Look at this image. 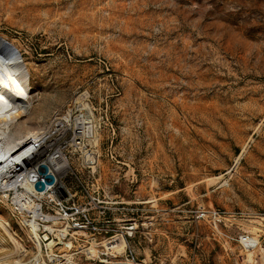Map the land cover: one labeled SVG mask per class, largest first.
<instances>
[{"label": "rangeland", "instance_id": "obj_1", "mask_svg": "<svg viewBox=\"0 0 264 264\" xmlns=\"http://www.w3.org/2000/svg\"><path fill=\"white\" fill-rule=\"evenodd\" d=\"M6 78L34 95L11 135L92 120L76 196L42 201L86 234L76 264H244L245 234L264 256V0H0Z\"/></svg>", "mask_w": 264, "mask_h": 264}, {"label": "bare ground", "instance_id": "obj_2", "mask_svg": "<svg viewBox=\"0 0 264 264\" xmlns=\"http://www.w3.org/2000/svg\"><path fill=\"white\" fill-rule=\"evenodd\" d=\"M5 80H9L3 85L7 87L0 88V198L8 199L11 195L10 210L18 216L19 225L25 231L29 244L23 243L13 231L9 219L0 213V264H76L73 258L74 244L72 242L66 244L64 241L68 236L77 241L79 237H86V234L73 231L68 221H65V227L59 228L57 221L63 218L60 211L56 210L55 215H49L44 212L42 205V201L47 198L52 203H62L60 199L66 202L71 196L64 182L66 165L59 161L56 152H50L56 148L57 139L51 138L48 143L51 131L38 134L31 131L32 129L26 130L23 134L20 131L21 134H16L17 136L11 135L15 123L29 114L34 103V95L18 94L21 90L18 88V80L10 78ZM71 115L72 112H68L62 118L67 125L59 119L56 126H69L75 136L82 134L93 139V131L89 129L92 120L87 117L86 120L78 118L80 121L74 122L70 119ZM92 154L91 148L85 150L87 163L93 160ZM41 164L48 167L49 173L54 177V184L46 187L44 192H36L33 185L27 181V174L36 172ZM75 196L76 194L72 195ZM252 242V247L259 243L256 238L252 239ZM94 245L93 242L92 248L86 252L89 260L95 253ZM61 246L63 249L61 248L59 254H55L57 248ZM103 247L106 252L119 254L123 251L124 242L121 238H113L104 243ZM28 255H31V259H27Z\"/></svg>", "mask_w": 264, "mask_h": 264}, {"label": "built area", "instance_id": "obj_3", "mask_svg": "<svg viewBox=\"0 0 264 264\" xmlns=\"http://www.w3.org/2000/svg\"><path fill=\"white\" fill-rule=\"evenodd\" d=\"M59 119H61L60 122H64L62 118H59ZM59 119H56L51 124L49 129L47 130V131H51V136L48 138V143L50 142L51 138L57 139L56 148L53 151L50 150V152L51 153L56 152V156L59 159V161L63 163L64 165H66L67 170H66V173H65L66 175L64 178L66 179L68 173H70L71 175H74V169L72 167L73 165L72 157L74 155H79V158H80L79 162L81 166L89 167V168H91L92 165L94 164L93 162L94 158L91 162L87 163V161L85 160V150H86L85 144H84L85 136H83L82 134H78L75 136L70 131L69 126L68 127H64V126L57 127L56 123L58 122ZM63 124L67 125L65 122ZM71 125L72 127L74 126L73 124ZM92 156L94 157V154H92ZM72 198L74 197H72V194H71V196L67 198V201L71 200ZM254 238L255 237L251 236L250 234L249 235L245 234V236L239 237V243L243 247L244 252L246 254L244 264H264V256H260V255L254 256L253 254L256 251H261V245L259 243L256 246L252 247V244H253L252 239ZM257 242H258V239H257ZM250 250H252V253H250Z\"/></svg>", "mask_w": 264, "mask_h": 264}, {"label": "water", "instance_id": "obj_4", "mask_svg": "<svg viewBox=\"0 0 264 264\" xmlns=\"http://www.w3.org/2000/svg\"><path fill=\"white\" fill-rule=\"evenodd\" d=\"M27 181L33 185L36 192H44L46 187L54 184V177L49 173L48 167L41 164L37 167L36 172L27 174Z\"/></svg>", "mask_w": 264, "mask_h": 264}]
</instances>
